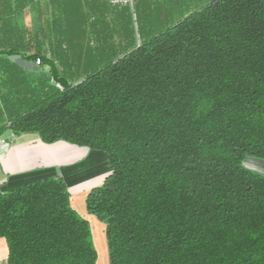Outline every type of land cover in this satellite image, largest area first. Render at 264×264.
Masks as SVG:
<instances>
[{"label":"trees","instance_id":"16d2710c","mask_svg":"<svg viewBox=\"0 0 264 264\" xmlns=\"http://www.w3.org/2000/svg\"><path fill=\"white\" fill-rule=\"evenodd\" d=\"M41 1L0 0V132L106 155L85 206L108 263L264 264V175L243 166L264 160V0H210L144 36L134 3L137 35L99 0L21 23ZM0 238L5 264L98 259L61 176L0 191Z\"/></svg>","mask_w":264,"mask_h":264},{"label":"crops","instance_id":"0c3cea01","mask_svg":"<svg viewBox=\"0 0 264 264\" xmlns=\"http://www.w3.org/2000/svg\"><path fill=\"white\" fill-rule=\"evenodd\" d=\"M249 159L250 168L264 175V161ZM106 169V155L101 151L63 141L46 144L30 133L13 136L9 130L0 132V191H10L36 179L63 177L71 193L72 207L92 220L93 241L104 257L98 256L96 264H109L106 225L87 213L85 198L90 188L103 182ZM7 252L6 242L0 238V264H5Z\"/></svg>","mask_w":264,"mask_h":264},{"label":"rangeland","instance_id":"374dc122","mask_svg":"<svg viewBox=\"0 0 264 264\" xmlns=\"http://www.w3.org/2000/svg\"><path fill=\"white\" fill-rule=\"evenodd\" d=\"M99 1L103 4L102 7H104L106 11L117 10V11H122L123 13L130 12L131 18H132V26H133L135 35H137V33H136V21L134 18L135 16H134V12L131 10L130 6H127V5L113 6L109 3L108 0H99ZM176 1L178 3H175L174 0H146V4H144V6H146V7H144V8H146V10H143V12H142L141 11L142 8L137 5V0H133L135 12H137V14H138L137 22L139 25L140 33L143 36L145 35L144 34L145 32L149 35H154V34L158 33L159 31H161L162 29H164L165 27H167V26L171 25L172 23L181 19L186 14V12H188L189 10L200 8L204 5H206L210 0H176ZM156 2L160 5L158 10L153 9V6H155L154 3H156ZM51 4L52 3L48 0L41 1V3H38L36 6L33 7L32 10H30L29 14H25V18L24 17L20 18L21 23L22 22L23 23L24 22H30L33 27H36L38 22H40V20H42L41 16L39 17L37 15V11H40V13L48 12L49 9L52 8ZM175 4H177L176 7H175ZM82 6H83V4H82ZM46 71H47L46 67H44L40 71V73H43L46 75L47 74ZM249 158L257 159L254 157H247L243 161V166L246 169H249L253 172L259 173L257 170L250 168V165H249L250 161H248V160H250ZM257 160H261V159H257ZM262 161H264V160H262ZM106 166H107L106 171H109L107 162H106ZM87 220L91 226V223H92L91 218L90 219L88 218ZM98 222H101V221H98ZM91 228H92V226H91ZM98 249H99L98 250L99 252L97 251V254L99 253L98 256L100 257V255H101L100 249L101 248H98ZM102 256H103V254L101 255L100 258H104Z\"/></svg>","mask_w":264,"mask_h":264},{"label":"water","instance_id":"95a60500","mask_svg":"<svg viewBox=\"0 0 264 264\" xmlns=\"http://www.w3.org/2000/svg\"><path fill=\"white\" fill-rule=\"evenodd\" d=\"M8 58L12 62H15L20 67L25 68L27 70L37 71L40 69L39 66H36L32 62L26 61L25 59H22L19 55L13 54V55H10Z\"/></svg>","mask_w":264,"mask_h":264},{"label":"built area","instance_id":"2783aa9c","mask_svg":"<svg viewBox=\"0 0 264 264\" xmlns=\"http://www.w3.org/2000/svg\"><path fill=\"white\" fill-rule=\"evenodd\" d=\"M109 3L113 6H117V5H127L130 6L132 8L133 6V0H108ZM40 59H36L34 62V65L36 66H40Z\"/></svg>","mask_w":264,"mask_h":264}]
</instances>
